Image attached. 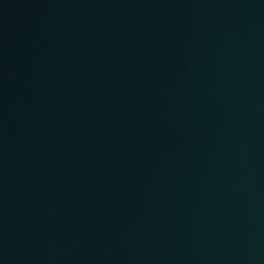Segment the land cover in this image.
I'll return each mask as SVG.
<instances>
[{
    "label": "water",
    "instance_id": "95a60500",
    "mask_svg": "<svg viewBox=\"0 0 264 264\" xmlns=\"http://www.w3.org/2000/svg\"><path fill=\"white\" fill-rule=\"evenodd\" d=\"M0 264H264V0H0Z\"/></svg>",
    "mask_w": 264,
    "mask_h": 264
}]
</instances>
